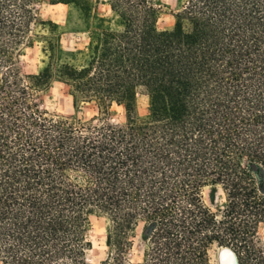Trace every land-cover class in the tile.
I'll return each mask as SVG.
<instances>
[{"label":"trees","instance_id":"obj_1","mask_svg":"<svg viewBox=\"0 0 264 264\" xmlns=\"http://www.w3.org/2000/svg\"><path fill=\"white\" fill-rule=\"evenodd\" d=\"M45 2L76 26L40 19ZM104 3L114 28L93 24ZM161 14L157 0H0L3 264H88L94 217L108 222L101 264H217L214 248L264 264V0H183L165 30ZM67 32L89 45L65 51ZM36 43L46 65L27 73ZM55 82L74 115L45 107Z\"/></svg>","mask_w":264,"mask_h":264},{"label":"rangeland","instance_id":"obj_2","mask_svg":"<svg viewBox=\"0 0 264 264\" xmlns=\"http://www.w3.org/2000/svg\"><path fill=\"white\" fill-rule=\"evenodd\" d=\"M183 0H157L160 4L162 14L157 23L160 30L170 29L174 26L175 19L173 13L179 11ZM38 17L42 20H52L59 24L63 28L66 27L67 31L74 28L75 21L72 20L70 24L67 23V17L69 15V7L66 5H51L49 2H45L43 5L38 7ZM100 17L104 18V22H93L95 25H103L109 27L110 25L114 28L113 23L118 25L116 22L115 15L112 11L111 6L108 3L101 4L98 9ZM81 27L82 24L79 23ZM90 43V33L88 32H67L62 37L63 49L67 52H76L77 50H84ZM43 44L36 43L33 48L26 51L25 56L22 58L24 65V71L27 73H37L41 68H44L46 64L43 63L46 60L42 52ZM45 107L52 113L72 116L74 115L73 100L69 95V88L60 82H55L50 90L46 93ZM138 114L141 117H145L150 108V98L143 92L138 94L137 98ZM114 117L116 120L122 121L125 118L124 110L121 107H114ZM97 114L96 107L93 104H89L83 107L79 113V116L84 120H89ZM206 201L211 204L209 191L205 193ZM216 205L219 204V200L216 199ZM108 222L105 218H92V226L89 232V239L92 242V248L87 252V263L88 264H101L106 258L108 248L106 245ZM260 245L264 249V226L259 229ZM143 245L142 231L141 229L137 233L135 239V245L130 252V258L132 260H138L141 255ZM220 248H214L212 251V259L214 263L219 264L218 254ZM0 264H3L0 261Z\"/></svg>","mask_w":264,"mask_h":264},{"label":"water","instance_id":"obj_3","mask_svg":"<svg viewBox=\"0 0 264 264\" xmlns=\"http://www.w3.org/2000/svg\"><path fill=\"white\" fill-rule=\"evenodd\" d=\"M218 261L219 264H238L236 255L228 248H220Z\"/></svg>","mask_w":264,"mask_h":264},{"label":"crops","instance_id":"obj_4","mask_svg":"<svg viewBox=\"0 0 264 264\" xmlns=\"http://www.w3.org/2000/svg\"><path fill=\"white\" fill-rule=\"evenodd\" d=\"M87 47V46H86Z\"/></svg>","mask_w":264,"mask_h":264}]
</instances>
